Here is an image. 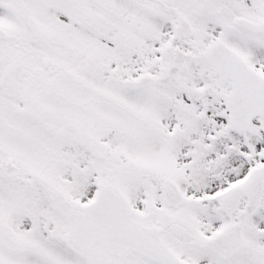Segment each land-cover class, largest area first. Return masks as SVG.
Here are the masks:
<instances>
[{
    "label": "snow or ice",
    "instance_id": "6c2138e0",
    "mask_svg": "<svg viewBox=\"0 0 264 264\" xmlns=\"http://www.w3.org/2000/svg\"><path fill=\"white\" fill-rule=\"evenodd\" d=\"M0 264H264V0H0Z\"/></svg>",
    "mask_w": 264,
    "mask_h": 264
}]
</instances>
